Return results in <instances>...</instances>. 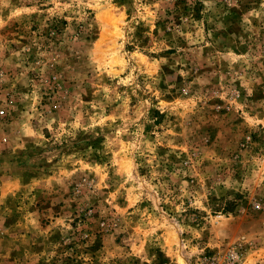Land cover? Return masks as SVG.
<instances>
[{"label": "rangeland", "instance_id": "rangeland-1", "mask_svg": "<svg viewBox=\"0 0 264 264\" xmlns=\"http://www.w3.org/2000/svg\"><path fill=\"white\" fill-rule=\"evenodd\" d=\"M0 264H264V0H0Z\"/></svg>", "mask_w": 264, "mask_h": 264}, {"label": "built area", "instance_id": "built-area-1", "mask_svg": "<svg viewBox=\"0 0 264 264\" xmlns=\"http://www.w3.org/2000/svg\"><path fill=\"white\" fill-rule=\"evenodd\" d=\"M4 114H5L4 109L3 108L0 109V117L3 116Z\"/></svg>", "mask_w": 264, "mask_h": 264}]
</instances>
